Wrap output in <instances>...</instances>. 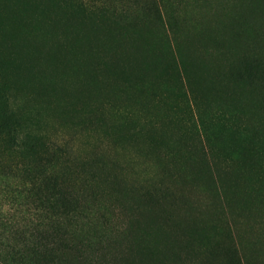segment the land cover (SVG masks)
Masks as SVG:
<instances>
[{
  "label": "rangeland",
  "instance_id": "374dc122",
  "mask_svg": "<svg viewBox=\"0 0 264 264\" xmlns=\"http://www.w3.org/2000/svg\"><path fill=\"white\" fill-rule=\"evenodd\" d=\"M0 264H264V0H0Z\"/></svg>",
  "mask_w": 264,
  "mask_h": 264
},
{
  "label": "trees",
  "instance_id": "16d2710c",
  "mask_svg": "<svg viewBox=\"0 0 264 264\" xmlns=\"http://www.w3.org/2000/svg\"><path fill=\"white\" fill-rule=\"evenodd\" d=\"M13 138V137H12Z\"/></svg>",
  "mask_w": 264,
  "mask_h": 264
}]
</instances>
